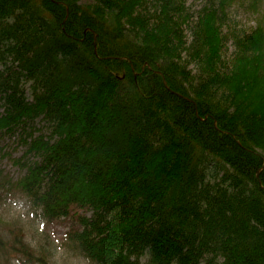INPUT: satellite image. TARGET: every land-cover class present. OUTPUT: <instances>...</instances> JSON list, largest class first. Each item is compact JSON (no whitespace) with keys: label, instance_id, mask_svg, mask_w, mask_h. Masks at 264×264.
I'll return each instance as SVG.
<instances>
[{"label":"trees","instance_id":"obj_1","mask_svg":"<svg viewBox=\"0 0 264 264\" xmlns=\"http://www.w3.org/2000/svg\"><path fill=\"white\" fill-rule=\"evenodd\" d=\"M225 2L0 0V139L26 145L0 188L77 216L75 254L264 264V22L228 24ZM1 216L0 264H48Z\"/></svg>","mask_w":264,"mask_h":264},{"label":"rangeland","instance_id":"obj_2","mask_svg":"<svg viewBox=\"0 0 264 264\" xmlns=\"http://www.w3.org/2000/svg\"><path fill=\"white\" fill-rule=\"evenodd\" d=\"M90 0H82L87 2ZM219 1V0H217ZM209 0H187V4L193 11L200 10L203 5L208 4ZM251 0H226L225 7L228 16V24H236L239 28H249L257 21L264 22V0L258 1V10H253L250 6ZM227 24V25H228ZM224 31V30H223ZM188 35L190 32L188 31ZM231 40H226L224 55L230 57L233 52ZM3 108L0 105V112ZM43 121L38 122L42 126ZM43 131L47 133L46 128ZM2 148V149H1ZM0 169L9 172L14 178L25 173V168L14 163V157H21L26 145L21 143L17 134H6L0 139ZM5 151H8L6 154ZM33 156H30L32 159ZM80 213L89 214L87 211ZM0 215L5 220L21 219L24 224L27 239L33 244H43L50 251L48 264H95L86 257L75 254L65 241V235L73 227H79L77 216L72 213L66 216L49 219L43 215L41 209L32 206L30 200L19 190L13 189L4 192L0 188ZM13 264H41L25 263L22 260L15 259Z\"/></svg>","mask_w":264,"mask_h":264}]
</instances>
